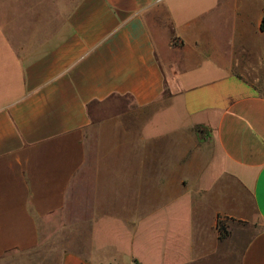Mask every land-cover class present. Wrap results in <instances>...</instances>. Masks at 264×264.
I'll use <instances>...</instances> for the list:
<instances>
[{
  "label": "crops",
  "instance_id": "crops-1",
  "mask_svg": "<svg viewBox=\"0 0 264 264\" xmlns=\"http://www.w3.org/2000/svg\"><path fill=\"white\" fill-rule=\"evenodd\" d=\"M60 5L49 35L37 19L0 26V264H47L58 231L86 233V250L76 235L51 264H142L133 253L122 259L116 243L115 256H98L93 234L120 231L127 207L120 192L99 208L111 152L103 127L110 150L134 158L113 178L135 180V234L149 224L152 260L264 264V0ZM123 98L132 127L127 110L116 124L94 123L96 104ZM172 104L184 125L144 132ZM160 189L188 199L187 209L143 212V196L157 200ZM76 207L85 213L70 220Z\"/></svg>",
  "mask_w": 264,
  "mask_h": 264
},
{
  "label": "rangeland",
  "instance_id": "rangeland-1",
  "mask_svg": "<svg viewBox=\"0 0 264 264\" xmlns=\"http://www.w3.org/2000/svg\"><path fill=\"white\" fill-rule=\"evenodd\" d=\"M74 1L75 0H0V26L6 30L7 24H11V26L16 30L18 25L25 22L32 23L34 19H37L43 28L42 31H46V34L49 35L50 32H52V28L55 27L57 23H59L58 21H60V3L63 7H65L67 4H70ZM44 26H46L45 30ZM167 96L168 94L165 92L160 105L166 104ZM131 108V103L127 98L115 99L112 102L108 101L106 103H99L95 105V108L92 111V120L96 124H100L104 121H109L111 124H116L118 123V116L123 119V116L125 115H122V113L127 110V116L123 122H126L127 127H132V124L134 123V114L133 108ZM127 118H130L131 121H127ZM184 122L186 121L183 115L179 110L176 109V106L172 104L165 106L164 108H159L158 111L149 119L148 123L144 122V132H160L170 127L172 128L174 125L178 128L182 127ZM111 131L112 130L109 127H103L102 133L100 135L102 150H109L111 152L106 158L107 173L104 174L103 172L98 177L100 182V197H108L105 201H98L99 208L102 209L103 204H105L108 208V203L111 202V197L115 194H119L120 192L125 197L124 202L126 203L127 207L125 212H123L121 217H119L121 220H123L117 227L120 231H112L109 227V229L106 230L105 228L107 226H104L102 227L103 229L93 234L97 244L101 246V248L104 246L98 252V256L102 257L103 259L115 256L116 249L111 245L116 243L118 249L122 251L120 253V257L122 259L125 256H129L131 253H133L139 258L142 264H168V261L165 259L159 258L158 261L157 258H154V260L151 259L152 238H150L151 234L149 224L147 225V223L144 222L143 226L147 225L148 230L144 228L141 231L139 229L138 233L135 234V202L133 201V194L135 193L136 189L135 180L134 178L128 177L125 180V183L122 184V187H120L119 184L114 182L113 178L115 175L114 172H117V164L120 162V160L123 163L126 162L128 165L134 161V158L130 155H124L122 158H120L117 153H115L113 150H110L113 148V144H111V138L113 134ZM97 137V132H91V136L88 138L89 143H92L93 139L97 140ZM146 187L147 186L144 185V191L149 192V186L147 188ZM162 192L163 191L160 189L157 200L151 201V198L145 195L143 196L141 200L142 208L144 209L143 212H147V210H150L152 207H166L167 205H169V207H174L181 210L187 209V205L190 203L188 199L171 201L167 199V196H163ZM79 208H75L73 213L77 216H71L69 218L70 220H80L82 216L80 217L79 214L84 215L85 210ZM76 235L78 236V249L82 251L86 250L84 248L86 243V233H68L58 231V233L51 240H49L46 245L47 264H51L53 260L58 257V254L61 252L62 248H65L68 244H72V242L77 238ZM73 244L76 245V242L74 241Z\"/></svg>",
  "mask_w": 264,
  "mask_h": 264
},
{
  "label": "trees",
  "instance_id": "trees-1",
  "mask_svg": "<svg viewBox=\"0 0 264 264\" xmlns=\"http://www.w3.org/2000/svg\"><path fill=\"white\" fill-rule=\"evenodd\" d=\"M262 27H263V25H262ZM218 228H219V230L221 232V235L225 236L227 231H226L224 222H220L219 225H218Z\"/></svg>",
  "mask_w": 264,
  "mask_h": 264
}]
</instances>
